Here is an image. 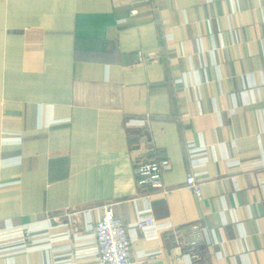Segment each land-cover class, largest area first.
Returning <instances> with one entry per match:
<instances>
[{"label":"crops","instance_id":"0c3cea01","mask_svg":"<svg viewBox=\"0 0 264 264\" xmlns=\"http://www.w3.org/2000/svg\"><path fill=\"white\" fill-rule=\"evenodd\" d=\"M106 204L138 264H188L194 224L192 264H264V0H0V264H98Z\"/></svg>","mask_w":264,"mask_h":264},{"label":"built area","instance_id":"2783aa9c","mask_svg":"<svg viewBox=\"0 0 264 264\" xmlns=\"http://www.w3.org/2000/svg\"><path fill=\"white\" fill-rule=\"evenodd\" d=\"M134 13V11L132 12ZM191 147V145L189 146ZM135 174L137 183L142 188L151 187L167 193L164 186L163 174L171 169L169 158H146L142 157L135 162ZM204 181L199 179L193 171L188 174L186 186L193 190L198 197L202 195ZM135 227L143 232L158 230L159 224L151 215H142L135 222ZM93 230V253L98 257V264H138L132 259V241L128 226L118 216L112 204L103 207L102 215L92 226ZM193 238L187 243L184 258L188 264L203 258L199 250L202 239L201 228L198 224L192 226ZM29 231L23 228H11L1 235L0 253L2 256H11L26 247L27 234Z\"/></svg>","mask_w":264,"mask_h":264}]
</instances>
